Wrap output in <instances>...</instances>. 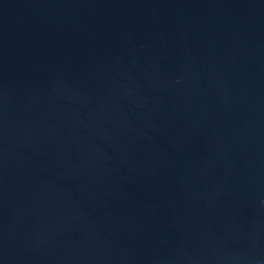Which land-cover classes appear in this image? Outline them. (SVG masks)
I'll return each mask as SVG.
<instances>
[{
    "label": "water",
    "instance_id": "95a60500",
    "mask_svg": "<svg viewBox=\"0 0 264 264\" xmlns=\"http://www.w3.org/2000/svg\"><path fill=\"white\" fill-rule=\"evenodd\" d=\"M0 264H264V0H0Z\"/></svg>",
    "mask_w": 264,
    "mask_h": 264
}]
</instances>
